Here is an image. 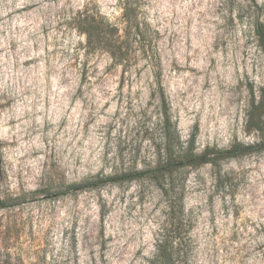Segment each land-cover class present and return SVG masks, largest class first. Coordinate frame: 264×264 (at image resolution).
Returning a JSON list of instances; mask_svg holds the SVG:
<instances>
[{
    "label": "rangeland",
    "instance_id": "1",
    "mask_svg": "<svg viewBox=\"0 0 264 264\" xmlns=\"http://www.w3.org/2000/svg\"><path fill=\"white\" fill-rule=\"evenodd\" d=\"M90 1L119 18L0 0V264H156L178 191L182 264H264V0H145L168 122L145 58L87 48Z\"/></svg>",
    "mask_w": 264,
    "mask_h": 264
},
{
    "label": "trees",
    "instance_id": "2",
    "mask_svg": "<svg viewBox=\"0 0 264 264\" xmlns=\"http://www.w3.org/2000/svg\"><path fill=\"white\" fill-rule=\"evenodd\" d=\"M120 9V16L112 21L111 18L102 13L99 9H90L88 6L93 4L90 1L86 5V9L80 14V18L84 24L81 29L82 34L86 38V46L92 50H101L108 53L111 57L125 58L133 56L135 52H138L141 58H145L148 64L151 66L153 77L158 88L159 103H160V115L163 120L169 121V106L166 101V96L163 91L161 82L162 78V66L161 60L157 49L158 32L152 27L145 9V0H116ZM96 10V11H95ZM163 150V151H162ZM187 149L178 156L182 161L187 160L188 165H200L207 162H212V158L207 154L196 157L192 156V153L185 154ZM188 156H191L189 159ZM172 158L167 148L161 149L158 152V160L156 162L157 167L154 170H149L146 174L150 175V180L163 191L165 197H170V191L174 189L170 186V183H165V180L159 177L158 173L162 169H165L167 165H170ZM162 166V167H160ZM163 177V176H162ZM114 181L108 179L102 181L103 184H107ZM100 183V182H99ZM82 186V188L96 187ZM100 185V184H97ZM176 200L178 201L179 219L178 230L174 237L175 241L167 244L162 241L157 248V254L155 255L156 264H182L187 258L186 247L183 242V218H182V192H175ZM0 207H4V204L0 202Z\"/></svg>",
    "mask_w": 264,
    "mask_h": 264
}]
</instances>
